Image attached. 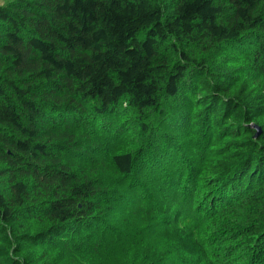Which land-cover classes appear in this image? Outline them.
<instances>
[{
  "label": "trees",
  "instance_id": "obj_1",
  "mask_svg": "<svg viewBox=\"0 0 264 264\" xmlns=\"http://www.w3.org/2000/svg\"><path fill=\"white\" fill-rule=\"evenodd\" d=\"M3 2L0 264H264V0Z\"/></svg>",
  "mask_w": 264,
  "mask_h": 264
},
{
  "label": "rangeland",
  "instance_id": "obj_2",
  "mask_svg": "<svg viewBox=\"0 0 264 264\" xmlns=\"http://www.w3.org/2000/svg\"><path fill=\"white\" fill-rule=\"evenodd\" d=\"M4 0H0V3H5L3 2ZM139 132V128L137 127H133L130 128L128 130L127 133L124 135L121 139L119 140H109L106 139L104 140V148L102 149V151L100 152V155H95L92 156L91 158H87L84 163H94V162H103L106 160V152H108V148L112 147L113 149H115V151H119L118 148L120 149H126L128 148L129 150L134 149L137 147L138 145V134ZM85 149V150H84ZM82 151H86L85 146L82 147ZM87 153V151H86ZM89 154L87 153L85 156L83 157H88ZM83 163V164H84ZM85 168V167H82ZM99 176L105 181V182H111V185L117 186L118 182L116 180V176L113 173V171L111 169H107L106 167L104 168V171L99 172ZM130 181V180H129ZM124 182V181H123ZM130 184V182H124V188L120 189L121 193H116L118 201L120 202V204L118 203L116 206V208L110 212V214L107 216L108 221L110 223H114L118 226V228L123 227V225L125 223H127V221L131 218V212L130 209L133 207V204H131V201L134 199V197H136V193L134 192V187L136 186V183H134V185H130L131 189L133 190L132 193L127 192V187ZM152 184L149 182H144L143 180L140 179L139 183H137V188H139L140 190H145V187H151ZM121 200V201H120ZM124 221V222H123ZM123 222V223H122ZM121 223V224H120ZM107 228H110L109 225H107ZM115 230V229H114ZM111 231H113V229H111Z\"/></svg>",
  "mask_w": 264,
  "mask_h": 264
},
{
  "label": "water",
  "instance_id": "obj_3",
  "mask_svg": "<svg viewBox=\"0 0 264 264\" xmlns=\"http://www.w3.org/2000/svg\"><path fill=\"white\" fill-rule=\"evenodd\" d=\"M259 129V132H258V134L257 135H259L260 134V131H261V128H258Z\"/></svg>",
  "mask_w": 264,
  "mask_h": 264
}]
</instances>
